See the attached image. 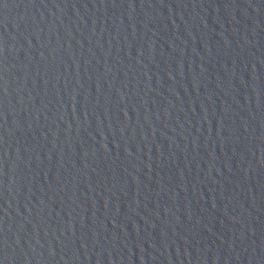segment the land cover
<instances>
[{"label":"water","instance_id":"1","mask_svg":"<svg viewBox=\"0 0 264 264\" xmlns=\"http://www.w3.org/2000/svg\"><path fill=\"white\" fill-rule=\"evenodd\" d=\"M0 264H264V0H0Z\"/></svg>","mask_w":264,"mask_h":264}]
</instances>
